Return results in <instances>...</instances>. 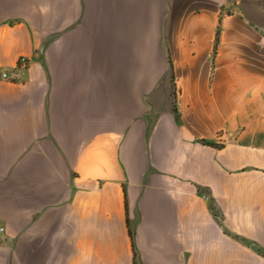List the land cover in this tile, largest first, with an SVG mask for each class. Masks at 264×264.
Returning <instances> with one entry per match:
<instances>
[{
  "label": "crops",
  "instance_id": "1",
  "mask_svg": "<svg viewBox=\"0 0 264 264\" xmlns=\"http://www.w3.org/2000/svg\"><path fill=\"white\" fill-rule=\"evenodd\" d=\"M263 6L0 0V264H264Z\"/></svg>",
  "mask_w": 264,
  "mask_h": 264
},
{
  "label": "built area",
  "instance_id": "2",
  "mask_svg": "<svg viewBox=\"0 0 264 264\" xmlns=\"http://www.w3.org/2000/svg\"><path fill=\"white\" fill-rule=\"evenodd\" d=\"M20 63L24 64L27 63V59L25 57H22L20 59ZM3 76H6V73H2ZM5 231V227L3 225H0V234L3 233Z\"/></svg>",
  "mask_w": 264,
  "mask_h": 264
},
{
  "label": "rangeland",
  "instance_id": "3",
  "mask_svg": "<svg viewBox=\"0 0 264 264\" xmlns=\"http://www.w3.org/2000/svg\"><path fill=\"white\" fill-rule=\"evenodd\" d=\"M259 2H260L262 5H264V0H259ZM263 7H264V6H263ZM263 7H262V8H263ZM172 91H173V92H176V89L173 88ZM0 225H1V224H0Z\"/></svg>",
  "mask_w": 264,
  "mask_h": 264
},
{
  "label": "trees",
  "instance_id": "4",
  "mask_svg": "<svg viewBox=\"0 0 264 264\" xmlns=\"http://www.w3.org/2000/svg\"><path fill=\"white\" fill-rule=\"evenodd\" d=\"M210 144H212V145H216V146H218V144L217 143H213V142H209Z\"/></svg>",
  "mask_w": 264,
  "mask_h": 264
}]
</instances>
